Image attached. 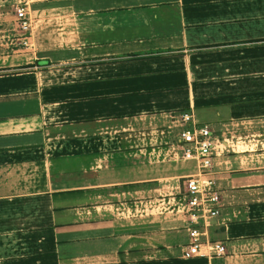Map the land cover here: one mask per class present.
I'll use <instances>...</instances> for the list:
<instances>
[{"label": "crops", "instance_id": "1", "mask_svg": "<svg viewBox=\"0 0 264 264\" xmlns=\"http://www.w3.org/2000/svg\"><path fill=\"white\" fill-rule=\"evenodd\" d=\"M32 9L30 49L0 0V264H264V0ZM185 113L217 142L221 256L185 257Z\"/></svg>", "mask_w": 264, "mask_h": 264}, {"label": "built area", "instance_id": "2", "mask_svg": "<svg viewBox=\"0 0 264 264\" xmlns=\"http://www.w3.org/2000/svg\"><path fill=\"white\" fill-rule=\"evenodd\" d=\"M43 1L46 0H3L14 17L20 44L25 48L33 49L38 22L33 16L32 5ZM181 121L186 128L175 147L182 151L185 160L198 163L196 174L184 179L185 200L177 208L191 222L188 227L191 243L185 257L221 256L226 254V247L217 242L201 241L204 231L199 228L202 220L215 218L220 213L221 193L213 178L217 142L212 137L210 127L193 122L191 114H183Z\"/></svg>", "mask_w": 264, "mask_h": 264}, {"label": "rangeland", "instance_id": "3", "mask_svg": "<svg viewBox=\"0 0 264 264\" xmlns=\"http://www.w3.org/2000/svg\"><path fill=\"white\" fill-rule=\"evenodd\" d=\"M19 48L21 49V45L17 47V49H19ZM183 182H184V179H183Z\"/></svg>", "mask_w": 264, "mask_h": 264}]
</instances>
